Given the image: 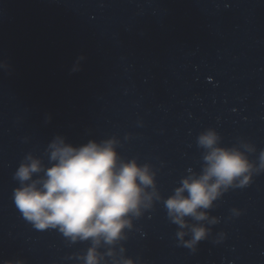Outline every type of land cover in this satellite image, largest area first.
Wrapping results in <instances>:
<instances>
[{
	"label": "water",
	"instance_id": "1",
	"mask_svg": "<svg viewBox=\"0 0 264 264\" xmlns=\"http://www.w3.org/2000/svg\"><path fill=\"white\" fill-rule=\"evenodd\" d=\"M209 127L226 146L255 145L253 160L264 149V0H0V264H82L91 243L37 230L17 210L13 174L27 153L47 163L57 134L75 145L114 137L167 197L200 171L196 138ZM209 211L220 222L192 251L157 202L117 256L264 264V172Z\"/></svg>",
	"mask_w": 264,
	"mask_h": 264
},
{
	"label": "clouds",
	"instance_id": "2",
	"mask_svg": "<svg viewBox=\"0 0 264 264\" xmlns=\"http://www.w3.org/2000/svg\"><path fill=\"white\" fill-rule=\"evenodd\" d=\"M221 141L216 128L201 131L196 138L202 149L200 171L189 168L173 193L164 197L152 165L122 157L114 137L75 145L57 134L45 149L47 163L32 153L23 157L13 174L18 185L12 199L35 229H56L73 242L90 241L78 257L82 264H105L106 256L113 258L112 264H137L124 255L123 247L117 256L115 246L127 238L134 220L157 202L163 203L169 221L177 226V241L195 251L210 236L211 226L220 222L209 211L215 202L264 172V149L253 160L250 153L257 151L255 145L226 146ZM103 246H108L106 253L100 251ZM4 264H25V260L9 259Z\"/></svg>",
	"mask_w": 264,
	"mask_h": 264
}]
</instances>
